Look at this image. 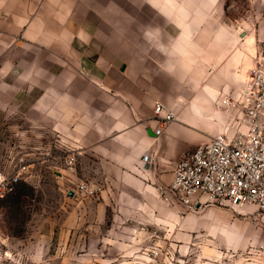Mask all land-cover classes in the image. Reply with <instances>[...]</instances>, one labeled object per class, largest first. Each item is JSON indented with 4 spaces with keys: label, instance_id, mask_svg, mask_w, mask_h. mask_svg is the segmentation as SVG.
<instances>
[{
    "label": "crops",
    "instance_id": "obj_1",
    "mask_svg": "<svg viewBox=\"0 0 264 264\" xmlns=\"http://www.w3.org/2000/svg\"><path fill=\"white\" fill-rule=\"evenodd\" d=\"M216 2L0 0V117L9 116L19 90H42L17 110L23 120L16 128V165L62 167L75 155V178L98 184L100 196L75 202L78 196L67 192L72 214L80 213L81 222L96 218L100 233L108 231V220L113 231L130 219L179 224L188 209L193 227L208 228L210 240L216 238L193 244L215 256L262 247L257 257L264 260V241H251L242 224L240 215L249 211L205 202L189 209L159 196V186L173 181L177 161L223 130L227 116L215 103L237 92L254 65V34L217 37L209 26L202 45V21ZM41 50L71 62L80 79L5 78L21 53ZM158 101L176 114L160 135Z\"/></svg>",
    "mask_w": 264,
    "mask_h": 264
},
{
    "label": "rangeland",
    "instance_id": "obj_2",
    "mask_svg": "<svg viewBox=\"0 0 264 264\" xmlns=\"http://www.w3.org/2000/svg\"><path fill=\"white\" fill-rule=\"evenodd\" d=\"M216 1L210 7V19L202 21V45L207 43L203 32L210 26L215 28L217 37L255 35L257 51L264 43V0ZM231 54L228 51L226 56L232 57ZM15 74L27 79H80L71 62L58 53L43 50L21 53L13 73L5 78L14 79ZM41 91L31 86L19 90L18 100L9 103V116L0 117V139L5 141H0V168L6 173L17 168L16 128L23 120L17 110H25ZM218 100L216 112L226 117ZM62 169L65 165L32 166L12 192L0 193V264H264L263 259L248 252L215 256L214 250L193 244L191 241H216V238L210 240L208 228L193 227L194 219L189 217L188 209L179 224L176 219L164 227L150 220L130 219L127 226L113 231L115 226H109L108 220L105 225L108 231L100 233V221L96 218L81 222L80 213L72 214L75 205L67 197L70 184L67 172ZM84 198L79 195L75 202ZM211 204L228 211H249L240 215L243 227L248 229L251 241H264V214H259L255 205L234 208ZM155 242L162 245L167 256L164 259L150 258L149 251Z\"/></svg>",
    "mask_w": 264,
    "mask_h": 264
},
{
    "label": "built area",
    "instance_id": "obj_3",
    "mask_svg": "<svg viewBox=\"0 0 264 264\" xmlns=\"http://www.w3.org/2000/svg\"><path fill=\"white\" fill-rule=\"evenodd\" d=\"M218 104L227 113L223 130L177 161L173 181L159 186V196L167 204L189 209L204 202L234 208L253 204L259 214H264V43L256 51L254 65L241 88L221 96ZM155 113L160 121L156 134L160 135L176 114L159 101ZM149 158V154L144 156L146 161ZM29 170L23 161L11 173L0 170V193L12 192ZM65 171L70 184L67 192L99 198L98 184L75 178V155L65 158ZM154 235L159 236L156 232ZM159 242L149 251L154 261L167 257ZM262 251V247L254 248L248 253L257 257Z\"/></svg>",
    "mask_w": 264,
    "mask_h": 264
},
{
    "label": "water",
    "instance_id": "obj_4",
    "mask_svg": "<svg viewBox=\"0 0 264 264\" xmlns=\"http://www.w3.org/2000/svg\"><path fill=\"white\" fill-rule=\"evenodd\" d=\"M69 195L73 196L74 195V191L73 190L69 191Z\"/></svg>",
    "mask_w": 264,
    "mask_h": 264
}]
</instances>
